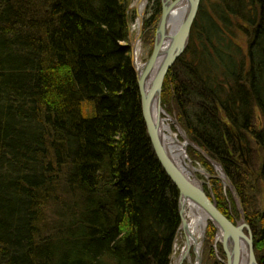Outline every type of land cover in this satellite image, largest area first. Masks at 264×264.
Segmentation results:
<instances>
[{
  "label": "trees",
  "instance_id": "obj_1",
  "mask_svg": "<svg viewBox=\"0 0 264 264\" xmlns=\"http://www.w3.org/2000/svg\"><path fill=\"white\" fill-rule=\"evenodd\" d=\"M127 6L0 0V264H171L178 189L148 137ZM149 9L151 38L160 0ZM161 104L222 165L264 264V208L251 180L257 170L264 182V0H201ZM210 184L205 192L234 223L229 189Z\"/></svg>",
  "mask_w": 264,
  "mask_h": 264
},
{
  "label": "water",
  "instance_id": "obj_2",
  "mask_svg": "<svg viewBox=\"0 0 264 264\" xmlns=\"http://www.w3.org/2000/svg\"><path fill=\"white\" fill-rule=\"evenodd\" d=\"M200 2L201 0H160L161 14L156 26L153 49L147 60L139 63L141 64L140 67L136 64L134 44L132 45L131 62L138 83L141 110L154 153L163 170L178 189L179 229L182 228L185 235L182 259L187 256L190 250L189 226L184 214L185 204L189 203L203 211L207 219L213 224L226 255L225 264H236V260L240 256V242L246 245L248 264H258L254 255L251 228L246 220L243 204L235 186L228 178L222 165L192 143L181 125L174 117L173 120L172 116L170 117L166 113L161 104V91L165 75L188 46L191 29L196 19ZM176 9V17H173V11ZM137 16L138 19H141L140 22H143V15L140 16L138 11ZM141 31L142 27L136 35V42L140 38ZM154 111L155 114L153 113ZM166 117H169L168 119L176 125L177 131H180L184 140L185 152L188 147H191L212 165L214 174H210L204 169L199 172L204 175L206 185L211 187L210 180L218 179L223 183L224 187L230 189L239 215L235 223L218 209L212 192L208 195L204 190L203 183L198 178L196 179L197 181H194L174 161L162 136V123ZM239 147L241 154H243L241 146ZM217 169L220 170V174L216 172ZM201 251L202 243L198 252L195 251V248L193 249L196 264H201ZM175 264H181V261L175 262Z\"/></svg>",
  "mask_w": 264,
  "mask_h": 264
},
{
  "label": "rangeland",
  "instance_id": "obj_3",
  "mask_svg": "<svg viewBox=\"0 0 264 264\" xmlns=\"http://www.w3.org/2000/svg\"><path fill=\"white\" fill-rule=\"evenodd\" d=\"M137 2H140V0H127L128 15H129V45H130V52H131V48H132V45H133L132 43L134 42V40L136 38V35L138 33L136 28H134V26L136 25L137 20H138L137 9L135 7V4ZM151 5H152V0H148L147 6H146L145 11L143 13V23L148 19V17L151 14L150 9H149ZM158 21H159V19L156 21V24L154 26V34H153V36L151 38L147 37L148 32H146V30L144 29V24H143V29L141 31L140 38L138 40L139 41L138 42L139 43L138 44V48H139L138 52L139 53L137 55V58L140 61V63L141 62L143 63L145 60H147V58L149 57L150 53L152 52L154 39H155L154 38L155 37V31H156V26H157ZM236 41L243 48L244 52H246L247 44H246V38H245L243 33L237 32ZM166 113H168V112L166 111ZM168 114L175 118L174 114H170V113H168ZM168 123L170 124V126H172V130L174 131V133H178L177 128L174 126V124L171 121H168ZM179 139H180L181 142H184V140H183V138L181 137L180 134H179ZM188 148H187L186 151H187V155H188L189 159L191 160L192 164L194 166H196L198 168H201V169H204L206 171V169L203 167V165L200 162L192 160V158L190 157V155L188 153ZM240 162H241V164L244 167H249L250 166L249 164L251 162V158H250V156L247 153L246 154L245 153L240 154ZM252 169H255V167L253 166ZM251 172H252L251 173V180H253L255 182V186L259 190L257 192V195H256L257 196V200H258L257 208L261 209V208H264V182H263V180L260 179L257 170H254V171L251 170ZM197 178L200 180V182L203 183V186H207L206 185V179H205L204 175H201L199 173V174H197ZM210 183H211V180H210ZM210 186H211V184H210ZM225 188L229 189L228 187H225ZM229 191H230V189H229ZM234 203H235V201H234ZM235 206H236V204H235ZM184 214H185L186 220L188 221L187 212L185 211ZM238 217H239V215H238ZM237 220H238V218L236 219V221ZM251 232H252L253 245H254V235H253L252 229H251ZM198 241H199L200 244L202 243V251H201L202 260H201V264H225L226 255L224 253V250H223L222 244H221V242L219 240V237L217 236L216 230H215V228H214V226H213V224L211 223L210 220H207V227H206L203 235L199 237ZM184 245H185L184 231H183L182 228H180V229L178 228V230L176 231L175 237H174V242H173V249H172V254H171V264H175L174 252H177V254L182 253ZM255 251L258 254V252H260L262 250L259 249V248L255 249V245H254V255H255V258H256ZM188 254L190 256L191 261L193 263H195V255H194V252H193V248H191L189 250ZM183 264H189L188 260L184 261Z\"/></svg>",
  "mask_w": 264,
  "mask_h": 264
},
{
  "label": "bare ground",
  "instance_id": "obj_4",
  "mask_svg": "<svg viewBox=\"0 0 264 264\" xmlns=\"http://www.w3.org/2000/svg\"><path fill=\"white\" fill-rule=\"evenodd\" d=\"M147 3H148V0H140V2H137L135 4V7H136V9H137V11H138L140 16L143 15V13L145 11V8L147 6ZM176 13H177V9L173 11L172 16L176 17ZM140 20L141 19L139 18L137 20L136 25H135L136 27L134 26V28H136L137 31H139L141 27L143 29V24L144 23L140 22ZM138 42L139 41L136 42L134 40V42L132 44H134V54L136 56V64H137L138 67H140L141 66V64H139L140 61L137 58V55L139 53L138 52L139 51V48H138V44L139 43ZM161 93H162V91H161ZM153 113L155 114V111ZM169 116L171 117V115H169ZM168 118L169 117H166V119L162 123V131H163L162 132V136H163L165 145L167 146L168 150L171 152V155H172L174 161L182 169H184L186 174H188L194 181H197L196 180L197 179V174H199V172H202L203 169L198 168V167H196V166H194L192 164V162L189 159L188 155H186L187 151L185 152V145L179 139V134L181 135L180 131H178V133H174V131L172 130V126H170V124L168 123V121H170V119H168ZM171 118L174 120L173 117H171ZM174 126L176 127L175 124H174ZM238 142H239V146H241V143H240L241 141H240L239 138H238ZM241 148H242V146H241ZM242 150H243V153H245L243 148H242ZM239 151H240V147H239ZM240 154H241V151H240ZM216 172L218 174H220V170L219 169H217ZM184 208H185V211L187 212V215H188V226H189V233H190V249L191 248H193V249L195 248V251L198 252L199 251V247H200V243H199L198 239H199L200 236L203 235V233H204V231H205V229L207 227V220L208 219L206 217V214L203 211H201L199 208H197L195 206L190 205L189 203H186ZM239 250H240L239 251V253H240L239 255L240 256L236 260V264H248L246 245L244 243L240 242ZM174 258H175V262L181 261V264H183V262L186 261V260H188L189 264H196V263H193L191 261L189 254H187V256L182 259V253L177 254V252H174Z\"/></svg>",
  "mask_w": 264,
  "mask_h": 264
}]
</instances>
